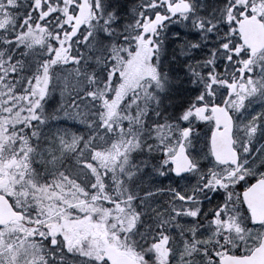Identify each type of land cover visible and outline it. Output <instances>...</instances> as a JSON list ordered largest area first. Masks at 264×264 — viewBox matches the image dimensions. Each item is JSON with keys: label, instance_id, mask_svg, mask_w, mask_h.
Returning <instances> with one entry per match:
<instances>
[{"label": "snow or ice", "instance_id": "6c2138e0", "mask_svg": "<svg viewBox=\"0 0 264 264\" xmlns=\"http://www.w3.org/2000/svg\"><path fill=\"white\" fill-rule=\"evenodd\" d=\"M0 264H264V0H0Z\"/></svg>", "mask_w": 264, "mask_h": 264}]
</instances>
